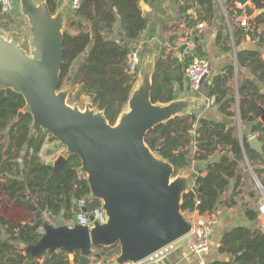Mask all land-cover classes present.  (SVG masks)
<instances>
[{
    "label": "trees",
    "instance_id": "obj_1",
    "mask_svg": "<svg viewBox=\"0 0 264 264\" xmlns=\"http://www.w3.org/2000/svg\"><path fill=\"white\" fill-rule=\"evenodd\" d=\"M47 1L54 12L57 0ZM80 1V7L72 10L64 34L62 85L71 78L72 87H78L71 98L74 101L80 100L85 92H91L88 95L93 96L92 105L104 110L110 123L114 124L137 78V74L128 71V54L134 47L133 42L147 29L149 19L144 14L142 0ZM193 1L183 8L186 13L192 8L198 11L197 18L187 13L185 23L189 28L212 18L217 0ZM226 1L232 6L235 4V0ZM250 1L259 11L250 23L255 24L259 45L264 48V0ZM4 20L12 24L5 27L10 29L13 19L0 14L1 26L6 22ZM196 53L202 56L198 47ZM237 59L239 65L247 62L261 83L246 79L239 85V116L244 123L252 124L251 134H257L264 142V123L260 120L261 107H264V93L261 91L264 60L258 50L239 51ZM192 60L193 55L188 53L184 69ZM182 67L178 76H170L169 71L163 69L164 76L161 77L163 66L158 60L151 93L154 102H169L177 97L171 81L176 79L184 87ZM233 76L232 67L208 81L209 97L215 99L214 104L219 105L221 113L231 116L236 114L231 107L237 101L235 97H227ZM25 105L21 93L12 89L0 91V264H71L63 249L46 252L35 259L24 252L27 245L41 237L40 228L32 221L31 205L56 217L63 214L66 221H71L82 207L81 200L85 201L88 210L101 206V201L90 198L88 180L78 171L81 166L78 155L68 158L56 173L41 162L39 153L49 133L39 130L34 136L30 135L32 114L18 117ZM50 140L55 138L51 135ZM248 140L249 134L243 132L240 136L237 125L228 126L225 122L205 117L198 119L196 113L176 117L146 135L147 144L168 159L176 172L191 167L194 160L209 161L213 154L220 153L218 160L208 162L205 170H199L195 185L197 195H184L182 209L188 212L198 210L201 214L231 204V196H236L245 183V161L264 188V153L252 149ZM229 192L232 194L227 195ZM244 206L249 219L258 224L257 207L248 203ZM101 248L104 252L96 256L100 259L105 255V261L120 250L117 245ZM220 252L233 256V259L215 264H264V231L260 227L254 232L250 227H236L223 235ZM75 262L79 263L78 255Z\"/></svg>",
    "mask_w": 264,
    "mask_h": 264
},
{
    "label": "water",
    "instance_id": "obj_2",
    "mask_svg": "<svg viewBox=\"0 0 264 264\" xmlns=\"http://www.w3.org/2000/svg\"><path fill=\"white\" fill-rule=\"evenodd\" d=\"M244 13L253 15L249 0ZM23 24L6 29L0 26V91L12 89L21 93L25 107L18 117L31 113L30 135L39 130L51 134L64 152L54 160L41 159L43 164L58 172L68 158L78 155L79 173L90 187V198L100 200L107 220L100 223L87 207L92 226H83L73 216L69 224L63 214L57 217L42 213L32 204L33 223L41 231L37 242L27 245L25 253L33 259L46 252L65 250L71 263L79 253L78 264H91L95 249L120 247L109 264H138L183 239L192 229L188 211L182 209L186 193L197 195V172L189 167L176 172L175 166L146 142V135L155 127L208 106L209 82L202 83L200 93L186 94L169 102L152 100L155 71L154 46L143 54L129 99L114 124L105 111L92 105V95L86 105L68 102L71 78L62 85L63 44L70 19V0H57L52 12L47 0H18ZM112 4V3H111ZM142 7L146 3L141 1ZM177 35L170 37L176 39ZM27 42V48L24 46ZM184 48V45L181 46ZM264 59V54L262 55ZM185 81L189 78L186 76ZM190 91V86H187ZM264 123V107H261ZM249 144L259 154L264 142L258 135ZM257 183L263 188L253 168ZM201 188L198 187V191ZM149 264H173L167 255Z\"/></svg>",
    "mask_w": 264,
    "mask_h": 264
},
{
    "label": "crops",
    "instance_id": "obj_3",
    "mask_svg": "<svg viewBox=\"0 0 264 264\" xmlns=\"http://www.w3.org/2000/svg\"><path fill=\"white\" fill-rule=\"evenodd\" d=\"M71 1L72 0H70V6ZM145 3L146 7H144V14L149 19V24L141 37L133 42L134 48L138 49L141 54V59L148 48L154 46L156 50L155 63L157 64L158 60L162 61L163 68L160 76H164L165 70L169 71L170 76L180 75L181 67L183 66L182 69H184L185 58L188 54L184 48H181L182 36L187 32H191L192 29L197 47L201 49V57L207 59L210 63L211 68L206 81L208 82L213 76L224 73L226 70L233 67L234 76L229 82L230 91L227 97H235L237 99L231 107V111L235 112V115L223 114L218 109L219 105L212 104L195 112L198 119L205 117L211 120L225 122L228 126L237 125L240 136L243 132L248 133L249 138L252 135H257L251 134V123H244L240 119L238 87L240 84H243L246 79H250V81L257 84L261 83L258 77L252 72L247 62L239 65L237 59L238 52L243 50H258L261 52V58L263 59L262 55L264 54V48L259 45V37L255 32V24H252L249 28L241 27L231 10L233 6L228 4L226 0L216 1L213 17L205 21L206 24L202 29L189 28L185 23L187 13L193 14L194 18L198 16V11L195 8H192L193 10H189L187 13L183 10L185 4L194 3L193 0H146ZM251 6L255 8V11L253 15L249 16L250 21L254 20L259 13L253 3ZM70 9L72 13V8ZM0 14H2L1 11ZM11 18L14 23L11 28L23 24L18 0H16V10ZM19 20L20 22L16 24ZM260 29L262 30L263 28ZM260 29L259 31H261ZM249 32H251V34H248ZM173 35H177V38L171 41L170 37ZM163 69L165 70L163 71ZM185 78L186 68L184 69L183 88L178 80L173 79L171 81L178 98L184 97L189 93L194 94L191 91H187V86L189 85L188 82L185 81ZM261 91L264 93L263 85H261ZM219 157L220 153L216 152L210 157L209 161L194 160L193 165L189 167V172L195 171L199 174V170H205L208 162H214L218 160ZM203 174H206V171H204ZM242 196L243 194L240 195L241 201L231 196L232 202L230 205L219 206L221 215L219 217V222L212 229L211 246L207 252H191L185 239H181L165 250V254L170 258L171 262L173 264H215L217 262L232 261L233 256L220 252L223 235L239 226L250 227L253 232L259 227V222L257 224L246 215L244 203H248L251 207H256L257 205L258 209L261 199H255L257 202L254 200L256 203V205H254V203L248 199L242 200ZM250 197H255V194L251 192ZM97 253H101V251L95 249L91 264H97L98 261H104L105 264H109L110 258H107L105 261L104 258L106 256L104 255L105 257L103 256L97 259ZM77 255L79 260V253ZM42 260L43 259H39V261ZM71 264H76V262L74 261V263ZM142 264H147V262Z\"/></svg>",
    "mask_w": 264,
    "mask_h": 264
},
{
    "label": "built area",
    "instance_id": "obj_4",
    "mask_svg": "<svg viewBox=\"0 0 264 264\" xmlns=\"http://www.w3.org/2000/svg\"><path fill=\"white\" fill-rule=\"evenodd\" d=\"M80 0H72L71 8L72 10L80 7ZM246 3L241 0H236L231 10L234 16L237 19L238 24L243 28H249L251 26L249 16L244 13ZM16 10V0H0V11L2 14L8 15V18H11ZM205 21L199 22L193 29H202L205 26ZM182 45H184V49L193 55L192 62L186 68V76L189 78L188 85L190 86V91L194 94L200 93V88L202 83L207 79V76L210 72V63L207 59L197 55V42L194 38V34L192 32H187L182 36ZM141 54L138 49L132 48L128 54V71L130 74L134 75L138 73L140 64H141ZM208 106L214 104V98H207ZM196 126V125H195ZM51 134L47 135L45 143L39 153L41 159L46 160H54L57 159L65 150V147L59 146L57 149L53 150L51 153H47V150L55 145L58 141L50 140ZM195 192H197L196 186ZM200 201L198 200L197 203ZM81 206L83 207L85 204L84 200L80 201ZM82 207L77 213V219L79 223L83 226H92L93 221L89 218L88 214L82 210ZM88 212H92L94 215V219L99 221L100 223H105L107 220L106 212L101 207H95ZM221 215L220 207H217L214 211L209 213L201 214L198 210H194L193 212H189L188 216L192 221V229L191 231L183 238L186 241V244L191 252L194 253H205L210 249L211 246V234L213 227L219 222V217ZM258 220L259 227L264 231V195L262 201L258 206ZM69 224H73V219L71 221H67ZM168 248L152 255L146 261L140 262L138 264H142L147 262V264L152 261L161 258L166 255L165 250ZM97 264H105L104 261H98ZM131 264V263H130Z\"/></svg>",
    "mask_w": 264,
    "mask_h": 264
},
{
    "label": "rangeland",
    "instance_id": "obj_5",
    "mask_svg": "<svg viewBox=\"0 0 264 264\" xmlns=\"http://www.w3.org/2000/svg\"><path fill=\"white\" fill-rule=\"evenodd\" d=\"M249 4L250 5H252V3L250 2V0H249ZM4 21H6V22H3L4 24L2 25V26H4V27H8L7 25H12L10 22H7V20H4ZM20 22V20L18 21V22H16V24H18ZM26 48L28 47L27 46V42L25 43V45H24ZM65 85V83L63 84V86ZM78 89V87L76 86H73L72 87V89H71V92H70V95H69V100H68V102L70 103V104H73L75 101H77V100H75L74 101V99L72 100L71 98L73 97V95L76 93V90ZM89 93H91V92H85L82 96H81V99L80 100H78L79 101V104H80V106H81V108H84L85 107V105H86V101H85V99H86V96L89 94ZM244 168H245V174H246V179H245V183H244V185L242 186V188H240L239 190H238V194L236 195V196H234V198L236 199H238V200H240L241 201V199H240V195H242L243 194V196H242V200H246V199H248V200H250L251 202H253L254 203V205H256V203L254 202V200L255 199H257V198H259V199H261V201H262V198H263V195H264V188H262V187H260V185L257 183V181H256V179H255V177L253 176V174H252V171H251V168H250V165H248V163H247V161H245L244 162V166H243ZM251 192H253L254 194H255V197H253V198H251L250 197V193ZM230 194H232V192H229V193H227V195H230ZM256 201V200H255ZM260 201V202H261ZM257 202V201H256ZM250 203V202H249ZM259 206V205H258ZM256 207H257V205H256ZM98 251H101V252H104V250L103 249H100V248H98L97 249Z\"/></svg>",
    "mask_w": 264,
    "mask_h": 264
}]
</instances>
